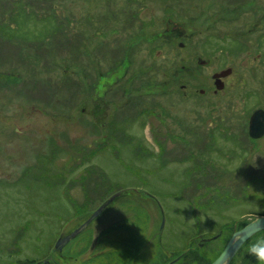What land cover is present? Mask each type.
<instances>
[{
	"label": "rangeland",
	"instance_id": "374dc122",
	"mask_svg": "<svg viewBox=\"0 0 264 264\" xmlns=\"http://www.w3.org/2000/svg\"><path fill=\"white\" fill-rule=\"evenodd\" d=\"M0 11V72L11 81L20 76L22 89L53 93L46 114L24 97L9 104L10 92L0 86V264L47 257L50 264H122L114 240L117 232L126 237L127 226L113 223L144 229L149 215L150 243L159 232L166 251L193 252L198 236L221 234L188 256L211 257L264 213V139L242 134L252 110H264V0H0ZM50 47L52 59L40 55ZM227 68L225 88L214 96L210 76ZM65 101L69 140L86 151L99 148L95 164L87 169L92 153L71 149L66 162H56L69 170L65 184L51 170L15 182L30 155L43 150L44 135L25 132L29 119L44 128L53 118V130H62ZM97 105L107 110L101 120L113 118V128L104 127L111 135L90 133ZM19 115L22 136L1 139L15 127H1V120ZM81 179L88 186L76 184ZM67 182L75 186L66 189ZM117 192L122 196L87 229L54 250ZM259 240L264 232L247 241L245 257L254 258L248 249Z\"/></svg>",
	"mask_w": 264,
	"mask_h": 264
},
{
	"label": "flooded vegetation",
	"instance_id": "af4514ba",
	"mask_svg": "<svg viewBox=\"0 0 264 264\" xmlns=\"http://www.w3.org/2000/svg\"><path fill=\"white\" fill-rule=\"evenodd\" d=\"M0 14H1V11H0ZM0 32H1V18H0ZM0 41H1V34H0ZM203 42L207 43V41H203ZM38 50H40L39 53L41 56H45L49 59H52L53 56L55 55L53 47L47 48L46 50H43V49H38ZM19 57H20V54H19ZM0 59H1V52H0ZM205 62L206 61L200 59L198 64L203 65ZM181 68L185 69L184 66H181ZM227 69H229V68H227ZM186 70H189V69L186 68ZM223 70H225V69H219L217 71H214L210 76L211 80H212L213 87H214V89L212 90V94L214 96L219 95V93L221 91H223L225 88V79L227 78L228 75L225 77H219L216 79L213 78V76L215 74H220ZM8 75H9V73H8ZM8 75L3 76V73L0 72L1 91L3 89H8L10 92V94H6V96L4 97V99L6 101H8L9 104H10L12 99H16L19 101V105H20L21 99L24 97V99L26 101L33 100L36 104H38V102H40L46 108V114L53 112V109H52L53 108L52 90H50V91L46 90V92L41 93L38 90L30 91L29 90L30 87L28 89H22V84L20 83L21 82L20 76H18L17 79L15 78L14 81L13 80L11 81V79H13L14 76L11 77ZM215 82L222 83L223 88L221 90H216L215 86H214ZM180 87L184 88V86H182V85ZM33 88H36V82L32 84L31 89H33ZM22 92H24V93L22 94ZM199 93L201 95H204V90H202V89L199 90ZM243 97H245V94H243ZM63 107H64L63 112L65 115L63 118H65V121L62 122V125H63L62 130H57V131L53 130V128H54L53 118H51L52 121L50 120L52 122V124L49 125L47 122L45 124L44 128L41 124H36L37 119H35V120H32L31 118L29 119V122H31L30 123L31 127L29 128V130H27L25 132H27V133L32 132L34 135H40V136L44 135V137H45L44 141L41 140V145H43V150L33 152L30 155V158H31L30 164H24L23 163L24 166L17 172L15 182H20L26 178H30V179L36 181V179H38V176L40 174L51 170L52 173L54 174V176L57 177V181L65 184V182H66L65 176H66V173L69 172V170L68 171L64 170V169L61 170V168H58L56 166V162L59 159L65 160V162H66L69 158L68 152L71 149L72 150L78 149V151L80 150L79 153H80L81 157H82L81 151L83 152L86 150L82 148L83 145L76 147L69 140V136H68V133H69V131H68V128H69L68 114L69 113L67 112L68 105H67L66 101H65V104H63ZM97 107H99V110H97L96 112H93L92 116L97 119L96 122L98 123V125L94 124L90 133L93 134L94 136H96L97 138L102 137V136L111 135L112 131L111 132L105 131L104 127H105V124L107 123V126H109L110 129L113 128V126H114V121L112 120L113 118H111L108 122H106L105 120H101V119H104L106 117L107 110H106V108H100L101 106H99V105H97ZM258 109H260V108H255L254 110H252V113ZM261 110H263V109H261ZM21 121H22V118H20V115H19V118H15L14 122L1 120V127H6V125H10L11 123H13L12 125L15 126L13 130L1 132V139L9 137L8 135H13V134H16L17 136H22L23 131L22 130L18 131V128L20 126H17L18 124L21 123ZM39 125H40V129H43V130L38 129ZM248 125H249V120L247 122V132L245 131V126L243 124V130H242L243 138H244V136H248L249 137L248 139L253 140L254 142H256L257 140L259 141L261 139L262 140L264 139V136L261 138H258V139H252L249 136ZM48 127L50 129H47ZM214 127L217 129L226 130L225 132H229L228 126L224 125L223 123H220V124L217 123V125H215ZM246 133H247V135H246ZM59 139H61V143H62L61 146H60L59 141H58ZM28 142H30V140ZM3 144H4V142H3ZM98 150H99V148H97V149L94 148V149H90V150L86 151V152L90 151L92 153V155L88 154L86 156V160H88V162H90L92 160V162H93L90 166H88L87 169H89L92 165L95 164L94 160H95L96 152ZM42 160H46L47 165H42L43 164ZM196 177H198V176H196ZM99 183L100 182H98V181H93V186L99 188ZM76 184H78V185L82 184V186H85V185L88 186V184H85V179H81L79 181V183H76ZM70 185L75 186L73 183ZM70 185L67 182L66 183V189H68L70 187ZM65 194L68 195V197L65 195V197L68 198V202L70 199H72L73 203H76V204L80 203V202H77L76 199L70 198L69 193H65ZM121 196L122 195L119 194L118 197H121ZM84 198H85V196H84ZM85 201H86V199L85 200L83 199L82 202L84 203ZM78 207L80 208L79 204H78ZM147 215H148V212H147ZM253 216L254 217L264 216V213L255 214ZM149 222H150V215L148 217V221H147L146 227L144 229H140V228H137V227L131 225L130 223H128L127 220H125L122 223L121 219H120L116 223L115 222L113 223L114 228L118 229V230H119V228H122L121 226H123V225L127 226L124 229V233L126 234V237L123 238L122 234L117 232V237L114 240L117 243L116 246L114 247V251L116 252L115 253L116 254L115 262L122 261V264H211L219 256V254L222 252V250L224 249L223 247H225L224 245H226L227 241L230 238V237L226 238V241H225L222 249L214 256L208 257V256L204 255L203 258H200V257L198 258L196 256L188 258L189 255L194 254L197 251H202L203 247L208 242V241L207 242L204 241L207 238H202V237L198 236L197 238H198L199 243H200L202 248L197 246L198 250H195V248H194L192 250L193 252L190 251L189 247L183 248V249L178 250V251H169V250L166 251L165 248H163L159 242V238H160L159 232H158L159 236H157V237L155 236V238H158L157 241L155 243H153V242L150 243V234H149L148 229H147L148 225H150ZM90 223L87 225V227L85 229H87L89 227ZM113 226H112V229H113ZM99 232H102V230L98 231V234L100 235ZM261 232H264V230ZM220 235H218V237H220ZM62 237H64V236H62ZM218 237H217V235L215 236V238H218ZM246 245H247V242H245L241 246V248L237 251V253L232 258V260L229 262V264H258V262L255 260V258L249 259V257H245L246 253H244V248ZM122 250L125 251V256L124 257H118L117 254H119V252ZM238 255H240L241 258H236ZM252 260H253V262H252ZM39 262H41V263H39ZM45 262L46 263H43L42 261L39 260L36 262V264H50L51 258L47 257L45 259Z\"/></svg>",
	"mask_w": 264,
	"mask_h": 264
},
{
	"label": "water",
	"instance_id": "95a60500",
	"mask_svg": "<svg viewBox=\"0 0 264 264\" xmlns=\"http://www.w3.org/2000/svg\"><path fill=\"white\" fill-rule=\"evenodd\" d=\"M231 69L223 70L220 74H215L213 76L214 79L219 77H225L229 75ZM216 90H221L223 88L222 83L215 82L214 84ZM249 136L252 139H258L264 136V111L261 109L255 110L249 119ZM120 193H115L106 199L81 225H79L75 230L71 233L67 234L64 237H60L54 244V250L61 251L62 248L69 243L72 239H74L77 235H79L87 225L94 220L99 214L107 207L116 197L119 196ZM261 218L259 222L257 219ZM264 230V216L255 217L248 224L242 227L239 230H236L232 233L229 240L227 241L224 249L219 254V256L211 263V264H229L232 258L235 256L237 251L241 248V246L247 242L251 237L255 234ZM215 239V236L212 238H207L204 241H210ZM43 263H46L45 261Z\"/></svg>",
	"mask_w": 264,
	"mask_h": 264
},
{
	"label": "clouds",
	"instance_id": "9594fccd",
	"mask_svg": "<svg viewBox=\"0 0 264 264\" xmlns=\"http://www.w3.org/2000/svg\"><path fill=\"white\" fill-rule=\"evenodd\" d=\"M261 218L257 219L259 222ZM248 254L253 256L258 264H264V240H259L252 244L248 249Z\"/></svg>",
	"mask_w": 264,
	"mask_h": 264
},
{
	"label": "trees",
	"instance_id": "16d2710c",
	"mask_svg": "<svg viewBox=\"0 0 264 264\" xmlns=\"http://www.w3.org/2000/svg\"><path fill=\"white\" fill-rule=\"evenodd\" d=\"M84 204H85V202H84L83 205L79 208L80 211L84 210V209H82V207H83V208L85 207ZM81 209H82V210H81ZM39 263H41V262H39ZM30 264H33V263H30Z\"/></svg>",
	"mask_w": 264,
	"mask_h": 264
}]
</instances>
